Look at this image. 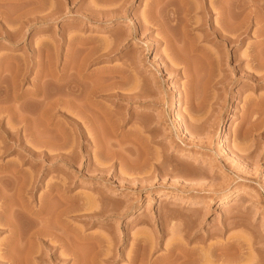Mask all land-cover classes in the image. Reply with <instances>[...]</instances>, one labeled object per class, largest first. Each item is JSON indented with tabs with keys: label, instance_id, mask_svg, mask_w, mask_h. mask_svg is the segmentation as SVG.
<instances>
[{
	"label": "rangeland",
	"instance_id": "obj_1",
	"mask_svg": "<svg viewBox=\"0 0 264 264\" xmlns=\"http://www.w3.org/2000/svg\"><path fill=\"white\" fill-rule=\"evenodd\" d=\"M152 1L0 0V135L15 132L23 139L1 143L0 136V146H10L0 150V174L17 169L23 177L18 179L26 181L46 172L39 176L34 197L25 195L33 207L48 185L69 181L71 205L85 207L73 209L66 218V234L85 238L79 247L72 241L79 248L76 264H91L96 257L92 264H264V68L253 66L250 58L255 49L264 52V45L257 44L264 30L247 20L242 41L225 48L205 34L201 9H192L186 20L197 18L200 24L181 28L184 21L178 13L182 21L166 31L167 37L178 38L176 50L149 22L153 14L164 22L167 0ZM238 1L229 4L234 10L229 6L230 14L247 11L246 0ZM189 3L193 7L199 0ZM205 3L213 7L211 24L218 26V1ZM150 7L151 15H146ZM260 15L264 17L262 11ZM140 23L149 28L141 31ZM204 54L220 59L213 70ZM249 71L262 78L250 77ZM73 80L82 110L92 115L85 120L78 112L79 128L96 138L78 140L73 135L75 128L63 115L75 110H51L42 102L50 92L59 93L61 84L73 86ZM32 90L37 92L33 97ZM128 94L133 96H122ZM195 95L201 105L190 106L187 98ZM90 103L96 105L92 110ZM8 105H16L17 115ZM41 109L44 114L53 111L51 119L40 117ZM20 113L26 114L24 120ZM57 132L64 133L62 139L70 138L64 149L56 148L62 140ZM43 136L50 141L53 137L51 143L57 146L48 153L56 157L47 162L33 155L30 159L24 148L38 149L37 138ZM48 205L51 212L55 204ZM19 215L13 239L7 225L0 227V264H8L10 253L15 264H72L70 255L56 260L46 252L47 243L57 255L63 252L59 240L48 236L32 241L35 252L27 257L26 234L36 227Z\"/></svg>",
	"mask_w": 264,
	"mask_h": 264
},
{
	"label": "bare ground",
	"instance_id": "obj_2",
	"mask_svg": "<svg viewBox=\"0 0 264 264\" xmlns=\"http://www.w3.org/2000/svg\"><path fill=\"white\" fill-rule=\"evenodd\" d=\"M158 1H160V0H153L152 1V4L154 5L155 3L157 4V2ZM166 1V0H165ZM216 1H218V3H217V8H216V12H217V14H218V17H219V20H220V22H219V24H217L218 26H216V25H212L211 24V22H210V18H211V14H212V12H211V10L213 9V7H212V9L210 8V7H208V6H205V0H199V3H197V5H192L193 7H191V3H189V0H167V2L165 3V15H164V22H163V20L161 19V20H159L158 19V17H156V15L155 14H153L152 15V18H151V20L149 21L150 22V24L151 25H154L155 24V26L156 27H159V29H161V31L159 30V33H160V37L164 40V42H168L167 44H169V46H172L173 44H174V42L176 43H178V38H177V41H176V39H174V38H176V37H167L168 36V33L166 32V31H168L167 29H169L170 27L171 28H173V27H175V24L177 25L178 23H176V20H178L179 21V19L181 18L184 22H183V27H181V25H180V27L181 28H186L187 26H189V25H191V23L193 24H197L198 23V21H199V19H200V21L199 22H201V23H203V25H204V29L206 30L205 32V34H211L212 35V37H213V39L215 40V42L214 43H216V44H222L223 45V47H225V48H227V47H229V46H232V45H234V43L235 44H237V43H240L241 41H242V34L243 33H245V29L247 28V27H245L246 26V23H248V22H246L247 20H250L251 19V21L252 20H254V21H252L253 23L255 22V23H257V24H259L257 27V29H260V31L261 30H264V17H261V15H260V13H261V11H262V13H264V0H246L245 2H247L246 4H245V2L243 3V5L245 4V6H247L246 7V9H247V11L244 13V14H242L241 13V10L242 9H240L241 7H242V5H241V7L239 6V9H240V12L238 11L236 14H230V11H229V9H230V7H231V11L233 10L232 9V7L233 6H231V5H229V4H232L233 3V5H234V3L235 2H238L239 3V1L238 0H216ZM164 2V1H163ZM198 2V1H197ZM228 2H230V3H228ZM190 4V5H189ZM196 4V3H195ZM236 4V3H235ZM242 4V3H241ZM183 5H185V7L188 5V7H187V9L185 8V7H183ZM252 5V7H250ZM149 6H151V4L149 5ZM230 6V7H229ZM236 7H238V6H236ZM244 7V6H243ZM151 8L152 7H150L149 9H148V11H147V14L146 15H148L150 12H151ZM192 9H194V10H197V9H201V12H203V15L201 16V17H203V18H199V19H197V18H194V20H192V22L190 21V20H186V19H188L187 17L191 14V12H192ZM237 9V8H236ZM235 9V10H236ZM245 10V9H244ZM154 11V10H153ZM191 11V12H190ZM234 11V10H233ZM237 11V10H236ZM243 11V10H242ZM155 12V11H154ZM153 12V13H154ZM200 12V13H201ZM244 12V11H243ZM158 13V12H157ZM178 13H179V15H181V17L179 18V16H177L178 15ZM149 15H151V14H149ZM176 15V16H175ZM192 16V15H191ZM262 16H264V15H262ZM149 17V16H148ZM159 17H160V15H159ZM163 18V17H162ZM149 19H150V17H149ZM180 19V21H182ZM191 19V18H190ZM143 20H146L145 18L143 19ZM142 20V21H143ZM147 21V20H146ZM144 22V21H143ZM173 22H175V23H173ZM246 22V23H245ZM148 23V22H147ZM165 23V24H164ZM245 23V24H244ZM140 24H142V23H140ZM181 24V23H180ZM198 24H200V23H198ZM248 24H250V22L248 23ZM247 24V25H248ZM242 25L245 27H243L242 28ZM164 26H169L168 28H164ZM179 26V25H178ZM135 27V26H134ZM149 27L148 26H146V24L144 25V24H142L141 26H140V29H141V31L142 30H147ZM188 28V27H187ZM158 29V28H157ZM170 31H171V29H170ZM169 31V32H170ZM134 32H135V30H134ZM177 32V31H176ZM247 32V31H246ZM167 33V34H166ZM183 33V32H182ZM170 34V33H169ZM177 34V33H176ZM180 35H182V34H180ZM262 35H264V32H262ZM170 36V35H169ZM176 36V35H175ZM186 37H187V35H185ZM190 37V36H189ZM188 38V37H187ZM162 39H160V40H162ZM182 39V38H181ZM189 39V38H188ZM175 40V41H174ZM183 41V40H182ZM170 42V43H169ZM171 44V45H170ZM257 44L258 45H264V38H262L261 40H259L258 42H257ZM177 45V44H176ZM191 45V44H190ZM174 46V45H173ZM192 46V45H191ZM191 46H190V48H191ZM178 47V46H177ZM255 47V46H254ZM167 48V47H166ZM174 48L176 49V47L174 46ZM194 48H197V46L195 47L194 46ZM193 48V49H194ZM192 49V50H193ZM258 49H259V47H258ZM170 50V49H169ZM176 50H178V49H176ZM194 50H196V49H194ZM197 50H198V48H197ZM262 51H264V48H262ZM171 52V51H170ZM185 53H187L186 51H184ZM201 52V51H200ZM260 51H257L256 49L252 52V54H251V56H250V58H251V62L252 63H254V65L253 66H255V67H257V68H259L260 67V69L261 68H264V52H262V54L260 55V53H259ZM174 53V52H173ZM180 53V52H179ZM195 53V52H194ZM171 54V53H170ZM177 54V53H176ZM173 55H175V54H173ZM180 55V54H179ZM167 56H170V55H167ZM182 56H184V55H182ZM188 56V55H187ZM171 58H172V55L170 56ZM179 57V56H178ZM181 57V56H180ZM207 58L208 59V61L209 62H211V63H209V64H212V70H213V64L215 65V66H217L218 64V60H220V59H218V57H211L209 54H204L203 55V58ZM169 59V58H168ZM176 59V58H175ZM180 59V58H179ZM182 59V58H181ZM86 60V59H85ZM171 60V59H170ZM184 60V59H183ZM206 60V59H205ZM172 61V60H171ZM175 61H177V60H175ZM184 62V61H183ZM187 62V61H186ZM187 64V63H186ZM234 67H236L238 70H240V71H242L243 72V69L240 67V64L239 63H236L235 64V66ZM65 69V68H64ZM255 69V68H254ZM185 70H186V68H185ZM185 70H184V72H185ZM80 71V70H79ZM255 71H257V70H255ZM124 72V71H123ZM125 72H127V71H125ZM210 72H211V70H210ZM213 72V71H212ZM77 73H80V72H77ZM188 73V72H187ZM250 77H254V78H262V75H264V74H262V75H258L257 76V74H255L254 73V71L253 72H246ZM259 73V72H258ZM56 74V73H55ZM82 74H84V73H82ZM189 74V73H188ZM211 75H212V73H210ZM71 75V74H70ZM90 75V74H89ZM190 75V74H189ZM69 76V75H68ZM85 76V75H84ZM213 76L217 79L218 78V75L216 76L215 74H213ZM58 77V76H57ZM82 77V76H81ZM88 77V76H87ZM86 77V78H87ZM127 77V76H126ZM187 77H188V75H187ZM209 77V76H208ZM215 78H214V80H215ZM219 78H220V76H219ZM53 79H56V77L55 78H53ZM65 80H66V78H64ZM68 79V78H67ZM77 79V78H76ZM84 79V78H83ZM58 80V79H57ZM212 80V79H211ZM220 80H221V78H220ZM219 80V81H220ZM74 81V80H73ZM70 82V83H72L73 84V86L71 85H69V81L67 82L68 83V85L69 86H67V84L66 85H62V87H64V89L62 88L61 89V85L59 86L60 87V92L59 93H57V92H55V91H53V93L52 92H50L51 94H47V95H45V97L42 95V93L43 92H41V95L43 96V100H42V102H44L43 104L45 105V106H48V108H50L51 107V110H52V108H56L57 110L56 111H60V109H59V107L60 108H66V107H69V108H72L73 110H75L74 112H70V113H72V114H66V113H69V112H64L63 114V116H65V118L67 119V121H69L73 126H74V128H75V130H73L74 132H73V135L76 137L77 136V139L78 138H80V139H85V138H87L88 140H90V139H93L92 138V136H95V134L93 135V134H90L89 133V131H88V134L87 133H85V131H83V129H81V127L79 128V123H78V120H76L77 119V117L78 116H76L77 115V113L79 112L80 113V115L82 116V118H84L85 120H89V116H92V115H89L88 116V114L87 113H89V112H87L88 110H82V108H81V106L83 105H81V104H79V101L77 100V94L75 93V92H77L76 90H75V86H74V84H76V82L74 81V82ZM79 81V80H78ZM216 81H218V80H216ZM57 82V81H56ZM66 82V81H65ZM64 83V82H63ZM42 84V83H41ZM41 84H40V87H41ZM79 84V83H78ZM55 85V84H54ZM79 85H81V84H79ZM96 85V84H95ZM94 85V86H95ZM37 86V85H36ZM58 86V85H57ZM56 86V87H57ZM78 86V85H77ZM55 87V86H54ZM53 87V88H54ZM96 87V86H95ZM36 88V87H35ZM52 89V88H51ZM78 89V88H77ZM93 89H95V88H93ZM98 89H99V87H98ZM35 90V89H34ZM34 90H32L31 92V95L36 91H34ZM57 90V89H56ZM91 90V89H90ZM100 90V89H99ZM99 90H98V92H96V93H99ZM34 91V92H33ZM37 91H40V89H38ZM94 91V90H93ZM96 91V90H95ZM100 91H103L102 89L100 90ZM190 91V90H189ZM39 93V92H38ZM92 93V92H91ZM94 93V92H93ZM188 93V92H187ZM190 93H191V91H190ZM201 93V92H200ZM34 94H37V92H35ZM40 94V93H39ZM88 94H90V93H88ZM91 95H93V94H91ZM189 95V94H188ZM37 96H40V95H37ZM88 96V95H87ZM123 97H127V98H129V97H131V96H133V95H122ZM197 95H195V99H194V97L192 96V99H191V96L190 97H188L187 98V102H189L190 103V106H192V105H201L200 104V99L201 98H199L198 99V97H196ZM32 97H33V95H32ZM202 97V96H201ZM80 99V98H79ZM37 101V100H36ZM39 101H41V100H39ZM192 101H198V102H192ZM38 102V101H37ZM205 102V101H204ZM82 103V102H81ZM97 103V102H96ZM95 103V104H96ZM195 103V104H194ZM201 103H202V101H201ZM39 104V103H38ZM43 104H42V106H43ZM90 104H92V105H88L89 107H90V109H91V107L93 106V107H95L96 105H94L93 103H90ZM98 104V103H97ZM40 105V104H39ZM61 105H63L64 107H62ZM85 105V104H84ZM9 106V105H8ZM12 106V105H11ZM9 106V108H11V113L13 114V116H14V114L16 113V115H17V111L15 110L16 109V105L14 106ZM50 106V107H49ZM87 106V107H88ZM1 107V106H0ZM20 107V106H19ZM18 107V108H19ZM44 107V106H43ZM86 107V105H85V107L84 108H87ZM98 107V106H97ZM100 107V106H99ZM196 106H194V108H195ZM5 108V107H4ZM41 108V107H40ZM46 108V110H48L47 109V107H45ZM193 108V107H192ZM198 108V107H197ZM2 109V108H1ZM0 109V112L2 113V111L3 110H1ZM6 110H7V108H5ZM22 108H20L19 110H21ZM67 109V108H66ZM66 109H64V110H66ZM88 109V108H87ZM16 112H15V111ZM25 110V109H24ZM33 110H34V108H33ZM45 110V109H44ZM43 110V112H42V109L40 110L41 111V114H42V116H40V114H38L40 117H43V115H45L44 116V118L46 117V116H50V119H51V115H48L50 112H53V111H50L49 110V112H48V114L46 113V114H44L45 112H46V110L44 111ZM92 110V109H91ZM100 110V109H99ZM68 111V110H67ZM72 111V110H71ZM104 111V110H103ZM4 112V111H3ZM30 112H31V110H30ZM87 112V113H86ZM8 113H9V111H8ZM10 113V114H11ZM26 113H29V112H26ZM55 113V112H54ZM53 113V114H54ZM57 113H59V112H57ZM100 113V112H99ZM102 113V112H101ZM21 114V113H20ZM33 115H34V113H32ZM31 113H30V115H32ZM51 114V113H50ZM52 114V115H53ZM105 114V113H104ZM103 114V115H104ZM3 115V114H2ZM7 115V114H6ZM22 115V114H21ZM20 115V116H21ZM23 115H26V114H23ZM22 115V116H23ZM36 115V114H35ZM79 115V114H78ZM102 115V114H101ZM110 115V114H109ZM13 116H11L10 118L11 119H13L14 117ZM19 116V117H20ZM21 116V117H22ZM54 116H55V114H54ZM53 116V117H54ZM74 116H76V118H74ZM81 116H80V118H81ZM18 117V116H17ZM104 117H107L106 115H104ZM27 118V117H26ZM43 118V119H44ZM47 118V117H46ZM45 118V120H47ZM49 118V117H48ZM80 118H78V119H80ZM93 118V117H92ZM108 118V117H107ZM14 119H16V118H14ZM25 119V117L23 116L22 117V120H24ZM106 119V118H105ZM31 120V119H30ZM81 120V119H80ZM79 120V121H80ZM92 120V119H91ZM12 121V120H11ZM19 121V120H18ZM25 121H28L27 119L25 120ZM48 121H49V119H48ZM53 120H51V122H52ZM109 121V120H108ZM110 121H112V120H110ZM17 122V121H16ZM22 122V121H21ZM46 122V121H45ZM86 122V121H85ZM15 123V122H14ZM19 123V122H18ZM26 124H27V122H25ZM84 123V122H83ZM91 123V122H90ZM114 123V122H113ZM113 123H112V125H113ZM26 124H24V127H25V125ZM46 124V123H45ZM50 125H53V126H55L56 124H51V123H49ZM60 124V123H59ZM84 125V124H83ZM111 125V126H112ZM13 126V125H12ZM52 126V127H53ZM57 126V125H56ZM2 127V126H1ZM23 127V128H24ZM28 127V126H27ZM47 127H49L48 125H47ZM62 127V126H61ZM88 127V126H87ZM4 128H5V126H4ZM3 128V129H4ZM8 128V127H7ZM10 128V127H9ZM31 128V127H30ZM56 128V127H55ZM111 128V127H110ZM12 129V128H11ZM57 129V128H56ZM55 129V130H56ZM7 130V129H6ZM27 130H28V128H27ZM32 130V129H31ZM54 130V129H53ZM57 130H59V127H58V129ZM61 130H63V129H60V131ZM94 130V129H93ZM22 131V130H21ZM25 131V130H24ZM3 132V131H2ZM23 132V131H22ZM29 132H30V130H29ZM64 132V131H63ZM62 132V133H63ZM15 133V132H14ZM14 133H8L7 131H4L3 132V134H1V135H3V137H2V139H1V143L2 142H4V140H6V139H14V142H15V144L16 143H18V142H20L21 141V138H22V136L20 137V136H18V137H16L15 135L16 134H14ZM19 133V132H18ZM24 133V132H23ZM31 133V132H30ZM58 133V132H57ZM65 134H66V132H64ZM64 133L63 134H61V133H58V134H60L59 136H61V138L58 136V138H60V139H62V136H64ZM92 133H95V130H94V132H92ZM22 134V133H21ZM49 134V132L47 133V135ZM50 134H52V133H50ZM69 134V133H68ZM98 134V133H97ZM0 135V136H1ZM14 135V136H13ZM25 135V134H24ZM27 135V134H26ZM33 135H34V133H33ZM71 135H72V133H71ZM89 135V136H88ZM29 136V135H28ZM27 136V137H28ZM50 136V135H49ZM48 136V137H49ZM66 136V135H65ZM73 136V137H74ZM25 137V136H24ZM36 137V136H35ZM39 137V136H38ZM41 137V136H40ZM48 137H44L43 136V138L42 139H39V138H37V144H35V145H38V149H35L34 147H32V148H34V151L32 150V148L30 149V147H28L27 145V147H25L24 149H26V151L25 152H27L28 154H30V156L31 157H29L30 159H32V157L34 156V158L35 157H40L41 158V160L42 161H44V162H47V161H51L52 159H53V156H55V155H53L52 154V152H50V153H48L49 151H50V149L52 148V149H54L57 145V147L56 148H60L62 145H66V143L65 142H67L68 140H70V138L68 139V140H66L65 139V137H63V139L60 141L61 143H60V145H59V143L55 146V147H53L54 145L51 143V141H53L52 140V138H51V141H50V139L48 138ZM67 137V136H66ZM73 137H71V139H73ZM95 138H96V136H95ZM9 139V140H10ZM25 140V139H24ZM59 140V139H58ZM74 140V139H73ZM75 140H76V138H75ZM79 140V139H78ZM86 140V139H85ZM13 141V140H12ZM11 141V144L12 145H14V142H12ZM22 141H23V139H22ZM22 141H21V143H22ZM34 141V140H33ZM94 141H95V139H94ZM5 142H7V140L5 141ZM4 142V143H5ZM29 142V141H28ZM31 142V141H30ZM3 143V144H4ZM25 143V142H24ZM33 143V142H32ZM99 143V142H98ZM97 143V144H98ZM30 143H28V145H29ZM67 144H68V142H67ZM11 145V146H12ZM23 145V144H22ZM70 145V144H69ZM72 145V144H71ZM100 145V144H99ZM98 145V146H99ZM74 146V145H73ZM4 147L7 149V148H9L10 146L8 145V147H7V145L5 144V145H1L0 146V150H2V153H3V150H4ZM21 147V146H20ZM23 147V146H22ZM70 147H72V146H70ZM97 147V146H96ZM55 148V149H56ZM62 148V147H61ZM65 148V146L62 148V149H64ZM69 148V147H68ZM5 149V150H6ZM10 149V148H9ZM8 149V150H9ZM15 149V148H14ZM23 149V148H22ZM51 149V150H52ZM67 149V148H66ZM13 150V149H12ZM11 150V151H12ZM35 150H37V151H35ZM58 150V149H57ZM60 151V150H59ZM63 151V150H62ZM61 151V152H62ZM70 151V150H69ZM84 153L85 152H87V149H84L83 148V150H82ZM1 152V151H0ZM54 152V151H53ZM57 152V151H56ZM71 152V151H70ZM65 153V152H64ZM73 153H74V151H73ZM25 154V153H24ZM27 154V155H28ZM77 154V153H76ZM22 155V154H21ZM26 155V154H25ZM33 155V156H32ZM66 155V154H65ZM71 155V154H70ZM68 156V155H67ZM67 156L65 157V158H67ZM72 156V155H71ZM74 156V155H73ZM56 157V156H55ZM54 157V158H55ZM28 157H27V159H29ZM58 158V157H57ZM64 158V157H63ZM69 158V157H68ZM71 158V157H70ZM73 158V157H72ZM24 159V158H23ZM64 160V159H63ZM69 161V160H68ZM31 162V161H30ZM68 164L69 163H71V161L70 162H67ZM15 166V165H14ZM64 167H67V164H66V162L64 163ZM208 167H212V164L210 163V164H208ZM0 168H1V166H0ZM12 169V168H11ZM37 170V169H36ZM0 172H1V170H0ZM11 172V171H10ZM13 173L12 174H4V175H2V174H0V227L1 226H5V225H7V227H9V229H10V237L13 239L14 237H16L15 235L17 234L16 233V224H18V223H14V221H15V219L14 218H16L15 216L18 214H20L21 216H23V218H24V221H25V219H30V220H32V222H34V226L36 227V228H34L33 230H31L30 232H28L27 234H26V240L28 241V244L26 245L25 243H24V245H26V247L24 248V249H26L25 251V253H26V256L27 257H31L32 256V254H34V250L32 249L33 247L32 246H30L29 244H31V242L33 241H42L43 242V240H42V238H43V236H48V238L49 239H51V238H54V240L56 239L57 241H58V243H59V245L58 246H60V249L62 248V250L60 251V252H62V253H60L63 257H61V256H59V255H57L56 254V249H52L53 247H54V245H51L52 243H51V241H50V243L51 244H49V243H47L46 244V247H47V251L46 252H49L50 254H55L54 255V259H58V260H66V256L67 255H70L71 256V259H72V264H76V262H77V260H78V249L76 250V245H74V244H77L78 246L77 247H79V244H82V242L85 240V238H84V236L82 235V234H76L75 236H74V238L72 237V238H70L67 234H66V231H67V229L69 228L68 227V224H67V222H66V218L68 217V214L73 210V209H76V210H78V209H84L85 207H84V205H83V203H78V204H74V205H71V197L68 195V191H69V181L68 180H65V179H61L60 180V182H58V184H50V185H48L47 186V190H46V192H45V194H43L44 196H43V198H41L39 201V204H38V206H35V207H33V206H30V204H28L27 203V198H26V194L28 193V194H30V196H29V198H33L34 197V195H35V191L37 190V186H38V179L40 178L39 176L41 175V177L43 176V175H46V174H44V173H46V172H44L43 174L42 173H40V172H38L37 174H35L34 173V176L31 178V176L28 178V180H26L25 181V179H27V177L25 178V179H23V180H19L18 179V177H19V174H21V173H19V171L17 170V169H15L14 171H12ZM34 172H35V170H34ZM43 172V171H42ZM50 172V171H49ZM3 173V172H2ZM26 174H28V173H26ZM9 175V176H8ZM22 175V174H21ZM25 175V174H24ZM26 176V175H25ZM24 176V177H25ZM19 178H23V177H19ZM43 178V177H42ZM41 178V179H42ZM60 179V178H59ZM41 181V180H40ZM11 188H12V192H10L11 191ZM8 192H10V193H8ZM54 198V199H53ZM51 199H53V200H55L56 199V202L58 203H56L55 201V203L53 202V201H51V202H53V203H51V202H49ZM48 204H50L51 205V207L54 205V211H52V209H51V212H50V206L48 205ZM52 213H54V214H52ZM53 216H52V215ZM19 215V216H20ZM26 216V217H25ZM49 216H52V217H50V218H52V220L50 221V218H49ZM19 218H21V217H19ZM27 219V220H28ZM16 221H18V219L16 218ZM15 221V222H16ZM22 221V220H21ZM20 221V222H21ZM22 223V222H21ZM20 223V224H21ZM26 223V222H25ZM23 224H24V222H23ZM19 225V224H18ZM26 225V224H25ZM20 227V226H19ZM30 227V226H29ZM17 228H18V226H17ZM25 231V230H24ZM17 232H19V231H17ZM26 232H27V229H26ZM21 235V234H20ZM23 237H24V234H23ZM47 238V237H46ZM17 239V238H16ZM20 239V238H19ZM71 239H73V240H71ZM25 240V241H26ZM53 240V241H54ZM37 241V242H38ZM48 241V240H47ZM72 241H74L75 243L73 244V242ZM41 242V243H42ZM27 243V242H26ZM57 243V244H58ZM84 243V242H83ZM33 244V243H32ZM56 244V245H57ZM19 245V244H18ZM23 245V246H24ZM74 245V246H73ZM19 247V246H18ZM31 247V248H30ZM51 250H52V252H51ZM22 251H24V250H22ZM67 253V254H66ZM97 254V253H96ZM25 255V254H24ZM31 255V256H30ZM39 255V254H38ZM93 255H95V254H93ZM106 255V254H105ZM12 256H14V255H11V253L7 256V254H6V260L8 261V264H15L14 262H13V258H12ZM37 256V255H36ZM39 256H41V254L39 255ZM81 256V255H80ZM97 256H99V254H97ZM4 257V256H3ZM16 257V256H15ZM43 257V256H42ZM199 257V256H198ZM0 258H1V256H0ZM40 258V257H39ZM92 258V257H91ZM94 258H95V256H94ZM97 258V257H96ZM96 258L94 259V260H90L92 263L93 262H95L96 261ZM133 258H135V257H133ZM2 259V258H1ZM24 259V258H23ZM26 259H29V258H26ZM81 259V258H80ZM31 260H32V258H31ZM134 260V259H133ZM22 261V260H21ZM81 261V260H80ZM89 261V262H90ZM16 262V261H15ZM24 262V261H23ZM28 262V261H27ZM184 262V261H183ZM183 262H181V263H183ZM208 262V261H207ZM91 263V264H92ZM96 263V262H95ZM142 263V262H141ZM140 263V264H141ZM29 264V263H28ZM78 264V263H77ZM149 264H153V263H149ZM203 264H204V262H203Z\"/></svg>",
	"mask_w": 264,
	"mask_h": 264
}]
</instances>
